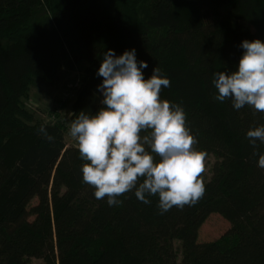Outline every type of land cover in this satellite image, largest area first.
<instances>
[{
  "label": "trees",
  "instance_id": "trees-1",
  "mask_svg": "<svg viewBox=\"0 0 264 264\" xmlns=\"http://www.w3.org/2000/svg\"><path fill=\"white\" fill-rule=\"evenodd\" d=\"M120 2L114 15L103 0H0V264H264V169L246 138L264 113L215 100L212 83L215 72L237 69L243 40L264 42V0ZM133 48L138 66L148 65L145 80L156 67L170 80L160 99L183 108L193 148L215 158L210 176L202 173L203 197L163 215L158 196L146 205L135 190L118 206L97 200L82 181L78 142L65 140L80 111L102 107V54ZM74 66L67 118L54 111L44 121L23 108L30 88L52 87ZM211 213L229 223L217 238L202 231Z\"/></svg>",
  "mask_w": 264,
  "mask_h": 264
},
{
  "label": "clouds",
  "instance_id": "clouds-1",
  "mask_svg": "<svg viewBox=\"0 0 264 264\" xmlns=\"http://www.w3.org/2000/svg\"><path fill=\"white\" fill-rule=\"evenodd\" d=\"M240 47L244 51L237 69L213 74L218 91L214 99H231L236 110L248 105L254 115L264 113V42L243 40ZM102 56L96 73L103 77L97 86L102 107L95 115L80 111L69 129L80 158L87 161L82 181L94 188L97 200L107 197L109 206L120 205L118 197L133 190L146 205L149 197L158 196L161 215L173 207L195 205L205 193L207 153L193 148L198 141L186 126L183 108L160 99L162 86L169 87L170 80L158 67L145 80L141 70L148 65L139 61L138 66L134 48L119 56L108 49ZM38 133L49 142L55 140L44 125ZM246 138L252 155L259 156L258 167L264 169V154L256 151L257 141L264 144V125L250 128Z\"/></svg>",
  "mask_w": 264,
  "mask_h": 264
},
{
  "label": "rangeland",
  "instance_id": "rangeland-1",
  "mask_svg": "<svg viewBox=\"0 0 264 264\" xmlns=\"http://www.w3.org/2000/svg\"><path fill=\"white\" fill-rule=\"evenodd\" d=\"M120 3V0H103L105 12L114 15L117 14ZM80 70L81 68L78 66H74L72 70L62 69L59 82L54 86L30 88L24 98H22L23 108L30 114L42 118L44 121H51L55 112L67 118L68 114L63 105L68 100H72L74 96L75 89L78 86ZM65 140L69 145L77 142L76 139L69 135V131L65 135ZM214 160L215 158L212 155L206 157L205 173L208 177L210 176L211 166ZM35 202L36 199L33 198L30 204H34ZM228 226L229 223L219 214L211 213L202 224V231L217 238L227 230ZM174 245L177 250V256L180 258V243L175 241ZM27 264H42V260L30 258Z\"/></svg>",
  "mask_w": 264,
  "mask_h": 264
}]
</instances>
